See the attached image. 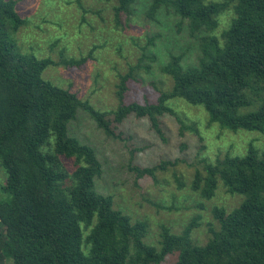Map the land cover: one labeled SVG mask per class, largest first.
I'll return each instance as SVG.
<instances>
[{"label":"trees","instance_id":"obj_1","mask_svg":"<svg viewBox=\"0 0 264 264\" xmlns=\"http://www.w3.org/2000/svg\"><path fill=\"white\" fill-rule=\"evenodd\" d=\"M116 1L115 14L121 15L136 0ZM16 7L15 0H0V168L8 175L3 192L9 197L0 202V262L161 264L175 256L174 264H264V151L250 148L246 157L227 156L204 165L205 175L197 172L193 190L205 200L215 197L220 184L244 199L231 213L215 211L220 226L204 246L193 242L192 222L179 235L163 229L155 248L144 241V223H131L113 210L111 198L96 193L101 165L91 148L69 136L80 112L106 136L112 137L113 123L129 116L148 119L157 129L173 99L204 108L211 125L264 135V105L239 113L248 106L246 91L264 93V0H153L150 17L172 8L189 21L193 35H203L198 68L185 71L176 60L165 70L173 92L162 95L157 106H120L113 114L98 113L46 81L45 73L57 66L50 59L19 52L13 35L27 21ZM230 10L234 16L218 37L220 18ZM128 79L121 78V92ZM132 170L143 177L158 168Z\"/></svg>","mask_w":264,"mask_h":264},{"label":"rangeland","instance_id":"obj_2","mask_svg":"<svg viewBox=\"0 0 264 264\" xmlns=\"http://www.w3.org/2000/svg\"><path fill=\"white\" fill-rule=\"evenodd\" d=\"M15 1L17 12L27 21L13 35L19 52L54 62L57 66L44 79L98 113L113 114L120 106L133 104L157 106L162 95L174 88L165 70L176 60L185 71L198 68L203 35H193L189 21L172 8H161L150 17L153 0H136L130 12L121 15L115 14L116 0ZM233 16L230 10L220 18L218 37ZM123 77L129 79L121 92ZM244 94L248 106L240 115L264 105V93ZM165 106L170 112L158 119L157 129L148 119L129 116L111 125L112 137L80 112L69 126V136L91 148L101 165L102 174L94 182L96 193L111 198L113 210L129 217L131 223L146 225L147 245L159 248L163 229L179 235L195 222L193 242L204 246L211 230L220 226L215 211L231 213L244 199L228 194L220 184L215 197L205 200L200 191L193 190L197 172L205 175L204 165H215L227 156L246 157L250 148L260 155L264 135L211 125L204 108L182 99ZM162 164L172 165L161 170ZM154 168L158 170L153 176L143 177L132 170ZM7 180L0 168V202L9 200L3 192ZM175 259L167 257L161 264H174Z\"/></svg>","mask_w":264,"mask_h":264}]
</instances>
